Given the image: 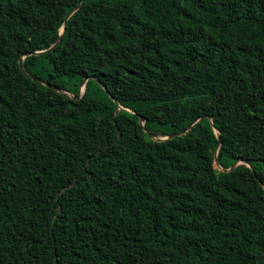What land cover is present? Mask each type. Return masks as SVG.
<instances>
[{"label": "trees", "instance_id": "obj_1", "mask_svg": "<svg viewBox=\"0 0 264 264\" xmlns=\"http://www.w3.org/2000/svg\"><path fill=\"white\" fill-rule=\"evenodd\" d=\"M80 1L0 0V264H264V0Z\"/></svg>", "mask_w": 264, "mask_h": 264}, {"label": "water", "instance_id": "obj_2", "mask_svg": "<svg viewBox=\"0 0 264 264\" xmlns=\"http://www.w3.org/2000/svg\"><path fill=\"white\" fill-rule=\"evenodd\" d=\"M84 1H85V0H81V1H80L75 7H73V8L68 12L67 16H66L65 19H64V23H63L64 25H65L67 19L71 16V14H72L73 12H75L76 10H78V9L81 7V5L83 4ZM64 30H65V28L63 27L62 30H61L60 35H59L58 38H57V40H56L51 46H49L48 48L43 49V50H39V51H34V52H31V53H28V52L23 53L22 56H21V58L19 59V66H20L21 70H22L25 74H27L31 79H33V80H35V81H37V82H39V83H41V84H43V85H45V86H48V87H50V88H52V89H54V90H56V91H58V92H61V93H68V94H69L70 96H72L74 99H80L81 96H82V94H83L84 87H85V83L87 82V80H89V79H96V80H98L97 77H94V76H92V75H90V76H85V77L82 79V81H81V84H80V87H79L78 93H77L76 95H73V94H71V93H69V92H67V91H65V90H63V89H61V88H59V87H57V86H54V85L49 84L48 82H46V81H44V80H42V79H40V78H38V77H36V76H33V75H31V74H28V73L25 71L24 67H23V58H24L25 56H28L29 54H34V55H36V54H41V53L47 52V51L52 50L53 48H55V47L58 45V43L60 42ZM99 84L102 86V88L105 89V86L103 85L102 82H99ZM116 102H117V101H116ZM119 107L121 108L120 105H119ZM209 118H210V122L212 123V118H211V116H210ZM140 120H141V117H140ZM141 123H142V125H143L144 122L141 121ZM191 126H192V125H191ZM191 126H189L186 130H188ZM213 128H214V127H213ZM186 130H183V131H180V132H176V133L170 134V135L165 136V137H159V138H154V139H155V140H164V139H167V138H174V137H176V136H180V135L184 134V133L186 132ZM214 131H215V133H216L217 138L220 139V134H219V132L217 131L216 128H214ZM218 147H219V143H218V145H217V147H216V149H215V152H214V163H215V165H216L220 170H222V171H231V170H233L238 164L243 163L242 160H236V161H235V162H234L229 168H223V167H221V166L219 165V163H218V160H217V151H218Z\"/></svg>", "mask_w": 264, "mask_h": 264}, {"label": "rangeland", "instance_id": "obj_3", "mask_svg": "<svg viewBox=\"0 0 264 264\" xmlns=\"http://www.w3.org/2000/svg\"><path fill=\"white\" fill-rule=\"evenodd\" d=\"M218 168V167H217Z\"/></svg>", "mask_w": 264, "mask_h": 264}]
</instances>
